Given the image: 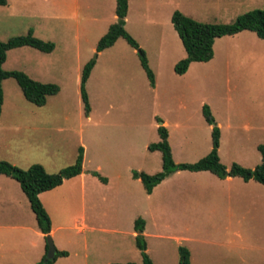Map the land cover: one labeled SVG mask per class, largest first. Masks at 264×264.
Returning a JSON list of instances; mask_svg holds the SVG:
<instances>
[{
  "label": "rangeland",
  "instance_id": "374dc122",
  "mask_svg": "<svg viewBox=\"0 0 264 264\" xmlns=\"http://www.w3.org/2000/svg\"><path fill=\"white\" fill-rule=\"evenodd\" d=\"M177 1L173 11L208 23H229L244 12L264 9V0ZM130 4L125 27L145 51L155 85H150L138 49L120 37L98 53L87 80L88 116L80 97L81 70L116 21L115 0H8L0 5L1 41L31 29L34 36L55 44L49 53L29 46L11 49L3 69L21 70L60 88L45 105L36 106L13 78L3 80V123L33 126L46 121L47 126L62 127L64 144L56 150L63 156L46 165L50 173L72 164L78 147L85 148L83 194L76 178L72 189L64 184L44 198L53 228L62 226L54 230L55 247L68 252L52 264L141 263L134 230L138 217L145 221L142 234L153 264H178L179 246L189 249L193 264H264V205H239L229 212L218 186L223 180L208 171H175L151 194L133 177V171L161 170V152L147 148L159 140L161 124L168 130L175 162H195L210 151L212 126L203 117L204 104L220 129V161L227 168L233 162L248 168L260 162L264 40L250 31L223 36L213 45L211 60L192 62L179 75L174 64L186 53L167 0ZM29 111L65 112L67 118L26 117L23 113ZM12 112L19 114L11 118ZM97 164L106 182L88 174ZM236 181L232 187L249 191ZM252 190L258 191L255 186ZM179 236L186 238L177 241ZM0 238L8 243L12 232L0 231Z\"/></svg>",
  "mask_w": 264,
  "mask_h": 264
},
{
  "label": "trees",
  "instance_id": "16d2710c",
  "mask_svg": "<svg viewBox=\"0 0 264 264\" xmlns=\"http://www.w3.org/2000/svg\"><path fill=\"white\" fill-rule=\"evenodd\" d=\"M7 0H0V5H6ZM128 9V0H115L116 21L111 23L107 31L99 38L95 53L83 66L80 76V97L84 108V114L89 115L90 103L86 91V83L90 73L96 63L98 53L111 47L118 38H123L132 48L138 49V55L142 67L150 81V85H155L154 73L148 65L147 56L144 50L139 48V44L125 28V17ZM171 23L177 32L186 56L174 64V72L183 74L187 71L191 62H207L213 58V44L216 38L234 35L243 30L254 32L256 36L264 40V9H253L238 15L229 23H208L193 19L183 14L179 10H174L171 15ZM29 46L41 52L49 53L55 48L52 41L40 39L33 35L30 29L26 34L12 36L5 41L0 40V114L3 104L2 82L7 78H13L19 86L24 98L36 106L45 105L49 96L59 92V86L55 83H44L31 78L21 70H5L3 63L6 60L7 52L11 49ZM202 114L205 121L212 126L211 128V149L210 151L195 162L176 163L173 159L172 150L168 141V130L161 124L157 127L159 140L148 145V149L161 152V170L148 174L145 172L133 171V177L139 178L144 186L146 193H151L153 188L163 181L171 173L178 170H188L192 172L209 171L218 178L227 176L240 177L244 181L251 179L264 185V145L258 144L257 149L260 153V162L253 168L244 167L233 162L227 168L221 161L218 153L220 145V129L215 122L210 107L207 104L202 106ZM83 147H78L75 161L57 172H47L42 164L33 163L26 169L20 168L6 160L0 158V174H5L15 179L24 194L26 195L31 210L35 214L37 225L42 233L49 235L51 230L50 217L39 199L41 192L51 190L64 180L79 175L83 170ZM92 175L97 176L103 182L107 179L97 171H91ZM145 221L138 217L134 221L136 247L140 251L141 263L153 264V261L146 251V243L143 237ZM45 236V238H46ZM48 244L46 242V252ZM66 250L55 248L53 258L45 261V255L36 264H52L58 257L67 256ZM113 264H138L134 262L113 263ZM178 264H189V250L184 246L178 247Z\"/></svg>",
  "mask_w": 264,
  "mask_h": 264
},
{
  "label": "crops",
  "instance_id": "0c3cea01",
  "mask_svg": "<svg viewBox=\"0 0 264 264\" xmlns=\"http://www.w3.org/2000/svg\"><path fill=\"white\" fill-rule=\"evenodd\" d=\"M130 2L131 0H128V9L125 17L126 27H127V21L129 20V16H130V6H131ZM167 4L171 7L170 11H173L172 9H174V7L179 6V2L177 0H167ZM246 31L248 30H243L231 36L234 38ZM219 38L215 39L214 44L216 40H218ZM16 114L19 113L16 112L10 113L11 115L10 117L16 118L14 117V115ZM23 114H27L26 117H33L37 115V117L40 118H46V117L67 118L65 112L29 111ZM2 115H3V104L0 114V149L2 150V152H0L1 159L6 160L23 169H26L33 163H41L44 166V168H46V165H51L53 161H56L63 156V153H58L56 150L59 147L63 146L64 144V136L61 134L63 131L62 127L55 128L53 126H47L48 124L46 121H41L33 126H19L17 122L3 123ZM51 130L53 132H50ZM17 134H21L22 137H19ZM83 150L84 151H83L82 172L77 176L64 180L63 183L60 184L59 186L51 190L41 192L39 194V199L43 204V207L47 211L49 217H50L49 210L47 208L46 201L44 198L49 196L52 192H54V190L64 186V184H67L66 186H68L69 189H72L70 188L73 185L72 182H74L72 180L78 178L80 181V188H81L80 194L81 195L83 194L82 193L83 183L87 174V171L85 170V162H86L85 148H83ZM119 158L120 156L117 154L115 159H119ZM95 168L96 170H92V171L100 170V165L97 164ZM88 174L92 175L90 172ZM237 179H240L242 183L240 181L239 184L243 185L245 188L248 187L249 191L242 192L241 190H238L236 186L232 187L231 184L238 182L236 181ZM222 180L224 184L218 186L220 189V194L223 197L222 201H224V199L226 200L227 206L229 208V212H231V209L237 208L239 205L242 206L248 204L251 206L259 205L261 207L264 205V187H260L261 185L264 186L263 184L254 180L255 182L261 185L260 186L251 185V182H254L253 179L249 181H244L240 177H231V176H227ZM253 186H255L258 189L257 192L252 190ZM151 193H147V194H151ZM80 222H81V227L79 229L80 231H83L86 228L84 218H81ZM61 227H62L61 225L55 226L56 229ZM55 228H53L51 224V230L49 232V236L51 237V239L52 236H54L55 234L54 231ZM3 230L11 231L12 239L10 242L5 243L6 240L0 238V264H35L36 259L38 257H43L44 255L46 256L47 254L46 252L47 241L45 238L46 235L42 233L41 230L39 229L35 218V214L31 210L26 195L24 194L19 183L15 179L5 174H0V231ZM234 236L238 237L236 231L234 232ZM185 238L186 237L184 236H179L176 237L175 239L177 241H181V240H185ZM21 249H23L24 251V255L22 256L19 255L21 254ZM189 264H193L190 251H189Z\"/></svg>",
  "mask_w": 264,
  "mask_h": 264
},
{
  "label": "water",
  "instance_id": "95a60500",
  "mask_svg": "<svg viewBox=\"0 0 264 264\" xmlns=\"http://www.w3.org/2000/svg\"><path fill=\"white\" fill-rule=\"evenodd\" d=\"M46 241L48 244V250H47V254L45 256V261L53 258L55 255V246L53 244V240L51 239V237L49 235L46 236Z\"/></svg>",
  "mask_w": 264,
  "mask_h": 264
}]
</instances>
